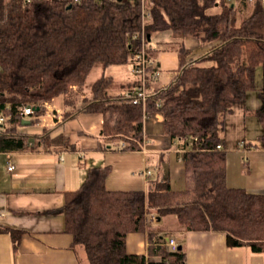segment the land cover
<instances>
[{
	"label": "trees",
	"instance_id": "obj_1",
	"mask_svg": "<svg viewBox=\"0 0 264 264\" xmlns=\"http://www.w3.org/2000/svg\"><path fill=\"white\" fill-rule=\"evenodd\" d=\"M163 32L215 46L192 58L180 42L179 69L166 87H157L158 67H148L145 104L129 101L143 88L141 76L128 82L124 98L108 93L113 78L103 74L91 85L92 102L84 111L103 115L98 147L106 150L115 143L122 151H142L145 121L162 114L164 134L178 143L194 184L173 190L162 168L146 191H113L106 186L112 167H91L80 187L63 193L57 212L64 232L73 236V248H84L89 264H186L184 248L173 251L164 245L159 234L168 228L174 233L223 232L230 249L264 254V194L229 186L223 149L227 116L256 90L259 68L262 107L255 115L262 127L257 142L264 146L262 0H147L144 6L143 0H0V115L5 116L0 151L27 149L30 138L18 127L25 120L37 124L44 105L60 96H65L66 115L97 67L105 71L131 62L135 67L143 33L146 56L156 60L162 50L152 44L153 36ZM24 106H33L37 118H24ZM158 220H165L161 228L155 226ZM0 232L10 234L15 245L23 234L11 228ZM139 232L148 234L147 255L127 252V236Z\"/></svg>",
	"mask_w": 264,
	"mask_h": 264
},
{
	"label": "crops",
	"instance_id": "obj_2",
	"mask_svg": "<svg viewBox=\"0 0 264 264\" xmlns=\"http://www.w3.org/2000/svg\"><path fill=\"white\" fill-rule=\"evenodd\" d=\"M153 37L152 44L162 50L156 59V66L162 72L157 83L161 85L165 81L164 85L168 86L179 69L176 46L181 41L188 47L187 42L192 38L182 41L170 32ZM162 40L164 44L160 45ZM168 41L174 44L166 45ZM214 45H205L202 55ZM111 78L113 82L116 80L114 76ZM256 86V92L249 93L246 103L228 114L223 149L227 152L229 186L264 194V146L257 142L262 127L255 115L262 107L259 96L263 86L262 68L257 70ZM87 90L90 91L85 88L78 93L81 100L70 108L69 118L51 122L45 111L37 124L18 127L19 134L30 138L27 149L0 151V228L23 232L16 245L10 234L0 232V264H89L84 248L72 247L73 236L64 232L63 216L57 210L63 206V193L80 187L91 167H112L106 186L113 191H146L149 179L162 168L173 190L193 186L181 159L182 150L164 134L160 115L145 121L142 151H122L115 143H108L106 150L99 148L103 115L84 111L86 104L92 102L91 96L82 94ZM50 104L63 113L65 96L55 98ZM61 136L69 139L72 148L63 146L65 140L57 142ZM43 138L48 140L44 141L47 144L38 142ZM10 163L15 166L13 171L8 170ZM147 171L151 172L150 176ZM164 223L165 220H158L155 226L161 228ZM168 223L174 224V220L170 218ZM159 235L164 239L176 238L186 252V264H264V254H255L249 248L230 249L223 232L174 233L168 228ZM148 247L147 232L127 236L129 254L147 255ZM151 261L159 262L158 257H152Z\"/></svg>",
	"mask_w": 264,
	"mask_h": 264
},
{
	"label": "rangeland",
	"instance_id": "obj_3",
	"mask_svg": "<svg viewBox=\"0 0 264 264\" xmlns=\"http://www.w3.org/2000/svg\"><path fill=\"white\" fill-rule=\"evenodd\" d=\"M254 2V1H253ZM146 4H147V0H146ZM147 8V7H146ZM154 38V37H153ZM146 40V39H145ZM181 42V41H180ZM164 44V41L162 40L161 43H159L160 45L161 44ZM166 45H169L171 46V44L173 45L174 42H165ZM179 44V43H178ZM187 45L188 47L190 48V56L192 58H198L200 57L204 51H205V45H202L197 39H190L188 42H187ZM209 46V44L207 45ZM215 46V45H214ZM212 46L210 48L209 51L212 50V48L214 47ZM175 47V45H174ZM177 47V46H176ZM138 59V58H137ZM154 64L153 66H156V60L154 59H151ZM104 72V73H103ZM160 73V75L158 77H155V79H160L161 75H162V72L160 70H158V74ZM105 75L106 78H110L111 76H114L115 77V81L111 84V86L107 89L108 93L111 94V95H116V93H119L121 94L124 98L126 97V95L128 94V88H127V85H128V82H130L131 80H135L137 79L138 77V73L136 72L135 70V67L133 65V63H129V64H126V65H123V66H110L108 67L105 71H102V67H97L93 73L91 74L89 80H88V85H87V88L90 90V87L93 83H95V81L101 77L102 75ZM175 76V75H174ZM128 77V78H127ZM172 79V78H171ZM165 83V81L162 82L161 85H158L157 87L161 88V86H163ZM165 86V85H164ZM163 86V87H164ZM166 87V86H165ZM72 90L75 92V91H78V88L74 89L72 88ZM85 90V89H84ZM253 92H256V91H253ZM83 96H90V91H83ZM78 99L80 98L81 100V96L78 94ZM54 100V99H53ZM52 100V101H53ZM51 102H48V104H45L44 105V108H45V111L47 112L48 111V114H49V118L51 119V122H57V120H64L67 116V114H72V111H70L71 109H69V112L65 115V111L63 113H59L57 110H56V107H52L53 105H51L50 103ZM160 105V104H158ZM49 106V107H48ZM155 115H160L162 116V114L160 113H156L154 114L153 116ZM47 116V114H46ZM61 116V117H60ZM152 116V117H153ZM163 117V116H162ZM37 118V117H36ZM58 118V119H57ZM60 118V119H59ZM63 118V119H62ZM69 118V117H67ZM39 119V118H38ZM164 120V118H163ZM67 139V140H66ZM66 142H63V146L65 145L66 147H71L69 144V139L66 137L65 138ZM48 141V140H47ZM46 141V142H47ZM58 143H61L59 142V140L57 141ZM236 174V173H235Z\"/></svg>",
	"mask_w": 264,
	"mask_h": 264
},
{
	"label": "built area",
	"instance_id": "obj_4",
	"mask_svg": "<svg viewBox=\"0 0 264 264\" xmlns=\"http://www.w3.org/2000/svg\"><path fill=\"white\" fill-rule=\"evenodd\" d=\"M250 2H253L254 0H249ZM264 2V0H262ZM146 2L143 0V6ZM146 8H144L145 10ZM145 13V12H144ZM146 15V13H145ZM145 34L143 33L142 35V42H143V49L142 51L138 54V61L135 66V70L138 73V76H141V79L143 81V88H139L135 94L130 95L129 101L133 103L134 105H139V104H145L147 99H148V94L145 88V83H146V77H147V68L150 66H153L154 62L152 60H149L147 58V53H146V42H145ZM160 73L158 74V71H155L154 77H158ZM48 104V103H46ZM160 104V103H158ZM49 107V106H48ZM20 113L24 118H36L35 117V109L33 106H24L20 108ZM5 120L4 115H0V124H2ZM15 168L13 163H10L8 166L9 171H13ZM163 243L165 246H167L169 249L175 251L178 249V242L176 238H168L164 239L163 238Z\"/></svg>",
	"mask_w": 264,
	"mask_h": 264
},
{
	"label": "water",
	"instance_id": "obj_5",
	"mask_svg": "<svg viewBox=\"0 0 264 264\" xmlns=\"http://www.w3.org/2000/svg\"><path fill=\"white\" fill-rule=\"evenodd\" d=\"M148 39L151 40V36H150V35H148ZM24 124H27V125H28V124H30V121L25 120V121H24ZM182 248H183V247H182L181 245L178 246V250H181Z\"/></svg>",
	"mask_w": 264,
	"mask_h": 264
}]
</instances>
